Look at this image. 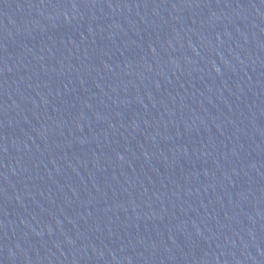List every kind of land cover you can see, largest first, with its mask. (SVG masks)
<instances>
[{
    "label": "water",
    "instance_id": "1",
    "mask_svg": "<svg viewBox=\"0 0 264 264\" xmlns=\"http://www.w3.org/2000/svg\"><path fill=\"white\" fill-rule=\"evenodd\" d=\"M0 264H264V0H0Z\"/></svg>",
    "mask_w": 264,
    "mask_h": 264
}]
</instances>
